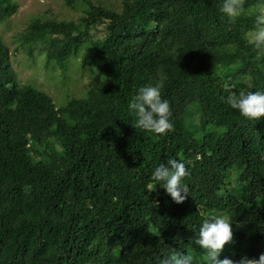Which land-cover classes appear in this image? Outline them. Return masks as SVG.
<instances>
[{
    "label": "trees",
    "instance_id": "16d2710c",
    "mask_svg": "<svg viewBox=\"0 0 264 264\" xmlns=\"http://www.w3.org/2000/svg\"><path fill=\"white\" fill-rule=\"evenodd\" d=\"M59 1L78 17L33 19L17 48L65 80L71 65L105 80L58 106L34 84H18L0 37V264L200 256L193 238L213 213L232 224L220 258H258L264 117L249 120L223 100L228 84L237 94L247 85L264 90V61L244 40L254 16L230 22L220 0ZM17 9L0 0V25ZM156 83L172 112L163 135L135 127L127 107L141 86ZM170 158L189 172L190 194L179 204L151 176Z\"/></svg>",
    "mask_w": 264,
    "mask_h": 264
},
{
    "label": "clouds",
    "instance_id": "9594fccd",
    "mask_svg": "<svg viewBox=\"0 0 264 264\" xmlns=\"http://www.w3.org/2000/svg\"><path fill=\"white\" fill-rule=\"evenodd\" d=\"M244 5L245 0H220L219 11L230 22L245 14L254 16L253 27L244 34V40L257 51L258 59L264 61V0H254L247 10ZM100 80L103 82L105 79ZM161 87L160 83L141 86L127 105L129 112L136 117L135 127L159 135L173 129L169 101L162 98ZM227 87L230 91L223 100L231 109L238 110L241 116L249 120L264 117V90H251V85H247L240 88L237 94L232 91L236 85L228 84ZM188 175L183 160L171 158L166 163L158 164L151 173L157 185L178 204L190 194L189 186L185 183ZM232 236L231 221L223 214L213 213L201 221L193 238L194 243L203 250L200 256L172 250L159 259L158 264H264V252L258 258L242 256L237 260L228 257L221 259V251L226 243L231 242Z\"/></svg>",
    "mask_w": 264,
    "mask_h": 264
},
{
    "label": "rangeland",
    "instance_id": "374dc122",
    "mask_svg": "<svg viewBox=\"0 0 264 264\" xmlns=\"http://www.w3.org/2000/svg\"><path fill=\"white\" fill-rule=\"evenodd\" d=\"M15 1L18 9L13 16L0 25V37L10 50V61L18 84H34L38 89L47 93L58 106L65 102L63 99L65 95L79 97L88 88L100 84L99 75L94 68L71 65L68 68L70 72L68 83L61 77L60 70L55 69L53 72L41 56L36 53L29 56L26 50L21 47L17 48L21 36L33 19L45 17L57 21L72 20L78 17L76 12L66 8L59 0ZM92 33L100 34L99 31H92Z\"/></svg>",
    "mask_w": 264,
    "mask_h": 264
}]
</instances>
